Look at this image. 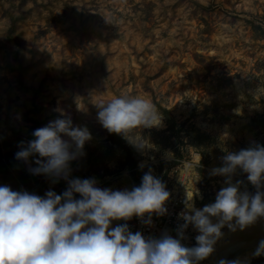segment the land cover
Listing matches in <instances>:
<instances>
[{"label": "rangeland", "instance_id": "1", "mask_svg": "<svg viewBox=\"0 0 264 264\" xmlns=\"http://www.w3.org/2000/svg\"><path fill=\"white\" fill-rule=\"evenodd\" d=\"M0 21V185L41 196L66 189L65 179L30 171L38 155L15 158L62 113L91 133L69 178L130 190L151 169L169 192H194L199 208L226 186L209 173L227 152L264 146V0H0ZM128 95L163 116L130 131L142 149L97 119V103ZM231 180L264 191L241 169Z\"/></svg>", "mask_w": 264, "mask_h": 264}, {"label": "clouds", "instance_id": "2", "mask_svg": "<svg viewBox=\"0 0 264 264\" xmlns=\"http://www.w3.org/2000/svg\"><path fill=\"white\" fill-rule=\"evenodd\" d=\"M6 25V21H0V30ZM97 106L102 126L124 134L138 149L144 148L145 142L130 131L159 126L163 119L149 98L138 95L116 96ZM32 136L35 138L26 146L20 142L15 158L27 161L38 155L37 166L30 171L57 181L63 178L67 187L60 194L49 189L41 196L0 185V264H199L214 251L223 227L243 230L264 217V191L242 192L241 182L231 180L241 169L248 181L260 188L264 182L262 145L227 152L222 166L213 167L209 173L226 178V186L217 192L215 201L197 208L190 202L194 192L191 196L187 192L186 208L178 214L184 221L177 228L178 238L169 234L157 238L130 231L128 223L110 227L115 220L128 221L133 216L151 225L153 213L159 216L167 212L165 202L170 192L151 169L130 190L101 188L95 178H69L70 162L82 154L91 138L86 127L75 126L71 117L62 113L36 128ZM213 217L217 218L215 223ZM189 225L199 233L192 247L181 242ZM252 256H264V239ZM218 264L250 262L235 258L221 259Z\"/></svg>", "mask_w": 264, "mask_h": 264}, {"label": "bare ground", "instance_id": "3", "mask_svg": "<svg viewBox=\"0 0 264 264\" xmlns=\"http://www.w3.org/2000/svg\"><path fill=\"white\" fill-rule=\"evenodd\" d=\"M190 169L191 168L187 167L186 172ZM185 192L186 194L188 192L189 196H191L190 191ZM190 202L193 203V198H191ZM216 219L217 218L213 219L214 223L216 222ZM122 221L123 220H115L110 227H114L116 224H121L123 223ZM221 231L223 235L214 245V251L206 257L205 261L201 264H218L221 259L232 260L235 258H240L251 263L254 258L252 252L257 247L258 242L261 239H264V217H259L256 222L247 226L243 230L237 229L236 231H231L225 226ZM192 232L195 233V236L199 234L198 230L194 227L192 228ZM262 264H264V261Z\"/></svg>", "mask_w": 264, "mask_h": 264}, {"label": "built area", "instance_id": "4", "mask_svg": "<svg viewBox=\"0 0 264 264\" xmlns=\"http://www.w3.org/2000/svg\"><path fill=\"white\" fill-rule=\"evenodd\" d=\"M187 200L186 194L181 189L172 191L170 192L168 200L165 202L167 212L159 216L153 213L151 225L143 223L140 218L135 216L128 221H124V223H128L130 231H140L146 237L158 238L163 234L177 237V228L184 223L178 214L185 210ZM145 215L147 216V214ZM192 228L193 226L189 225L184 229V238L181 240L182 244L187 247H192L196 244L195 233L192 232ZM204 261L205 259L199 261V264Z\"/></svg>", "mask_w": 264, "mask_h": 264}, {"label": "trees", "instance_id": "5", "mask_svg": "<svg viewBox=\"0 0 264 264\" xmlns=\"http://www.w3.org/2000/svg\"><path fill=\"white\" fill-rule=\"evenodd\" d=\"M113 134H114V133H113ZM112 138H113V140H115V142L119 140L115 135H113ZM132 162H133V164H134V161H132Z\"/></svg>", "mask_w": 264, "mask_h": 264}]
</instances>
